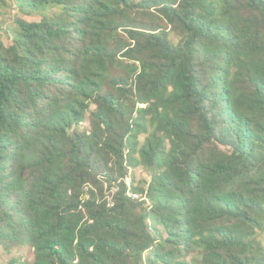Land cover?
I'll use <instances>...</instances> for the list:
<instances>
[{"label":"trees","instance_id":"obj_1","mask_svg":"<svg viewBox=\"0 0 264 264\" xmlns=\"http://www.w3.org/2000/svg\"><path fill=\"white\" fill-rule=\"evenodd\" d=\"M12 3L0 264H264V0Z\"/></svg>","mask_w":264,"mask_h":264},{"label":"rangeland","instance_id":"obj_2","mask_svg":"<svg viewBox=\"0 0 264 264\" xmlns=\"http://www.w3.org/2000/svg\"><path fill=\"white\" fill-rule=\"evenodd\" d=\"M5 1L8 5V8L3 13V16H1L0 18V36L4 44H9L8 35L10 34V30L13 29V27L11 26L12 17L17 13V9H16V12L14 13L13 7L11 6L12 0H5ZM6 31H8L9 34H6L5 33ZM176 40L177 39L174 36H172V41L176 42ZM148 176L149 175L141 168H137L133 170L132 172H130V178L134 186L137 185V186L147 187L146 182H148L149 180ZM0 255H1L0 263L6 262V260L10 256H14L16 259H21L23 261H31L32 259V251H30L29 249L25 247L16 249L10 253H4L3 251H0Z\"/></svg>","mask_w":264,"mask_h":264},{"label":"built area","instance_id":"obj_3","mask_svg":"<svg viewBox=\"0 0 264 264\" xmlns=\"http://www.w3.org/2000/svg\"><path fill=\"white\" fill-rule=\"evenodd\" d=\"M13 2V0H12ZM12 7H13V12L15 13L16 12V4L15 3H12ZM18 13V11H17ZM16 13V14H17ZM15 14V15H16ZM125 184L129 187L130 185H134L133 182L131 181V178L130 176H127L124 180ZM128 195L134 199V200H138V201H141V202H145L146 205H148L149 201L147 199V193L146 191L144 193H138V192H134V191H129Z\"/></svg>","mask_w":264,"mask_h":264}]
</instances>
